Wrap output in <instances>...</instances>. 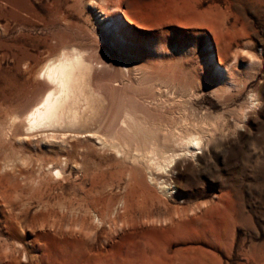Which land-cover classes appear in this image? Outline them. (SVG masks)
Masks as SVG:
<instances>
[{"label": "rangeland", "instance_id": "rangeland-1", "mask_svg": "<svg viewBox=\"0 0 264 264\" xmlns=\"http://www.w3.org/2000/svg\"><path fill=\"white\" fill-rule=\"evenodd\" d=\"M63 48L173 160L11 121ZM0 264H264V0H0Z\"/></svg>", "mask_w": 264, "mask_h": 264}, {"label": "bare ground", "instance_id": "bare-ground-1", "mask_svg": "<svg viewBox=\"0 0 264 264\" xmlns=\"http://www.w3.org/2000/svg\"><path fill=\"white\" fill-rule=\"evenodd\" d=\"M102 12L105 15L102 18V20L104 21L103 29L106 32L110 33V35L116 41H120V42L125 41L126 33L120 16L117 13L108 14L104 10H102ZM85 58L86 57L82 55L81 50L79 51L75 48H71V49L63 48L56 57L51 58L47 62H45L38 70V74H40L42 78H44L47 81V85L44 88V91L41 93L38 99L25 110V112L21 113L20 115L18 114L13 115L11 117V121L16 122L17 120L23 123L24 125L23 129H25V131L23 129L22 130L24 132H27L28 130L34 131L35 128L38 130L40 129L41 132H44L43 136L45 137L44 138L45 140L54 137L55 134H57L56 132L58 131H60V135H61L64 132L63 130L69 129L73 132H76V134L78 132L79 133L84 132L85 134L84 136L91 135L94 136L95 138L97 137L103 143L105 142V144L108 143L109 146L111 145L116 150V152H118V150L120 151L125 150V152L129 155V157H131L134 161L135 160L140 161L144 163V165L155 164L156 167V165H160L161 160H163V162L164 160H166L167 161L166 164H168V160L170 159V157H173L172 154L171 153L165 154L164 153L165 149L163 150V147L161 145L162 143L159 144L161 145L159 147V145H157V142L153 140V137L151 138L150 137L151 135L147 134L148 130L149 133H151L150 129L152 127L149 126V128L151 127L150 129L147 127L148 130L146 131L147 129L146 126L148 124L147 125L145 124L146 126L143 125L144 122L142 123V121H140L142 119L139 120L138 119L139 117H136L137 114L135 115V112L138 109L134 107L137 106H134L129 101L125 102L124 100H123L124 102L119 101L117 102V104L116 102H114L115 103L114 106L112 100L109 98V96H107L106 92L103 90L101 85L97 86L96 84L97 87L93 86L95 84L92 81L93 78L95 79L96 83L99 82L96 81L97 72L95 71L96 73H94V69L97 66H94L92 62H90ZM216 70L220 72L222 75L224 74V69L222 67L217 66ZM146 110L148 109H145L144 112ZM106 115L109 116V118L108 120H106L107 122L105 124V129L103 132L101 131L99 133L97 130L98 128L96 129L93 128L92 126L94 124L95 126H98L97 125L98 122L96 123V121L102 120V118L103 119L107 118ZM114 119L115 122L113 121ZM11 124L13 123L11 122ZM111 126H112V130L109 128L110 129L109 132H106L105 131L106 128L108 130V127ZM98 127L100 128V126ZM157 128L154 129L157 131ZM111 131H114L115 133ZM153 131H152V135H153ZM160 136L158 134V137ZM165 136L169 137L167 135ZM19 137L24 138L27 136L23 135ZM136 137L138 138L140 137L145 141L140 140L143 141L142 143H140V141L139 142L137 141L138 138L136 139ZM198 137L195 135L189 136L186 139V141L184 140L185 142L183 144H185V146L187 145V147H190V151H193L194 148L196 147L200 148ZM63 138L62 137L60 138V143L63 140ZM157 139L159 140V138ZM163 139L161 142L165 143L166 142L165 138ZM166 139L168 140V138ZM135 140H136V144H135ZM171 140L173 139H170V142ZM179 140H181V138ZM128 141H131V143L134 142L133 146H129L132 144H128L130 143ZM62 143L65 142L62 141ZM175 143L176 142H174V145ZM165 145L168 146L169 144L168 145L165 144ZM120 154H122V152ZM152 166L149 167L151 168ZM55 169H56L55 172L59 174L61 169L57 167Z\"/></svg>", "mask_w": 264, "mask_h": 264}]
</instances>
